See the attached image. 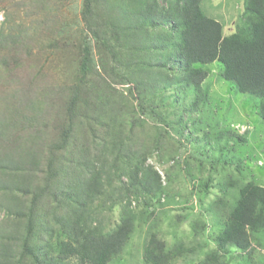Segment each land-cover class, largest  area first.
<instances>
[{"label":"trees","instance_id":"16d2710c","mask_svg":"<svg viewBox=\"0 0 264 264\" xmlns=\"http://www.w3.org/2000/svg\"><path fill=\"white\" fill-rule=\"evenodd\" d=\"M203 1L82 0L76 37L54 0L19 1L17 12L34 6L45 17L10 32L21 16L2 8L0 264L121 262L151 221L139 264H189L192 255L191 264H264V185L251 170L256 156L244 154L250 131L219 114L207 82V66L219 63L220 79L257 99L264 124V0H242L228 32ZM37 41L68 60L65 83H46L48 57L25 51ZM156 163L171 164L165 179ZM181 171L202 211L190 244H169L154 221L181 203L171 193ZM116 207L113 224L106 212Z\"/></svg>","mask_w":264,"mask_h":264},{"label":"rangeland","instance_id":"374dc122","mask_svg":"<svg viewBox=\"0 0 264 264\" xmlns=\"http://www.w3.org/2000/svg\"><path fill=\"white\" fill-rule=\"evenodd\" d=\"M21 0H0V28H5L4 25L5 15L3 12V7L11 6L12 12L15 15H20L16 21V25L13 23H9L8 30L9 32L12 29L20 24L21 21L24 22L25 25L31 23L33 19H35L32 26H37L36 20L42 17H45V12L41 8H36L34 6H20V11L17 12L19 7H16V4ZM82 0H54V7L56 8L57 17L63 22V26L68 31L70 36V29L73 31V37H76L78 33L75 31L78 28L82 27L81 19H80V9H81ZM203 6L205 7V11L208 15L218 17L225 24V31H232L237 23L239 16L242 10V0H204ZM28 14V16H26ZM56 36V35H55ZM51 36L49 35L48 38ZM52 39V38H51ZM48 40V39H47ZM46 40V41H47ZM45 43V41L43 40ZM63 44V43H62ZM33 46V47H32ZM30 51L38 54L43 59L47 56V60L43 63L42 73L45 75L46 83L54 81L56 83H65L66 76L68 75L69 69L67 68L68 60L64 59L62 56H58V51L56 50V55L48 54L51 50L40 47V41L30 42L28 45ZM32 48V49H31ZM9 53H12V50H8ZM47 54V55H45ZM95 64H99V59L96 56ZM219 63H212L207 66L209 71V77L207 78V82L210 83V94L211 100L219 111V114L224 116L223 118L226 121L232 123V126L240 133L249 130V142L245 149L244 154L251 152L256 156V159L253 160L252 163V172L254 178L261 184L264 185V169L261 170V166L264 168V153L262 152V148L264 147V124L259 119L256 113V107L254 106V101L257 102L256 98H252L245 94L234 91V89L229 85L227 81L219 78ZM99 66V65H98ZM45 83V84H46ZM228 103V104H227ZM172 143V142H170ZM177 146V145H176ZM185 150L180 149L181 157L183 158ZM183 154V155H182ZM259 157V158H258ZM180 158V161L184 159ZM258 158V159H257ZM171 164H173L171 162ZM170 163H156L157 167L161 171L163 178L165 179L164 168L171 165ZM263 164V165H262ZM177 170V169H176ZM183 170V169H182ZM175 171V170H174ZM183 175V171L180 172V177L176 181L171 184V193L174 196H177L176 199L181 202H175V204H170L166 207L165 210L162 209L159 213V216L154 221V226L156 225L161 232L162 237H164L169 244L174 243L177 240H184L188 244H190V239L192 237L191 232V220L194 218L197 212H201V206H199L198 200L193 196L190 198L189 190L191 188L190 184L186 182V180L181 177ZM216 195V191H213L211 194V198L213 199ZM187 202V204H193L195 206L194 209H183V205ZM132 205L136 206L133 202ZM192 212V214H191ZM184 217H178V215ZM190 214V215H187ZM106 217L111 220V223H115L119 218V207H116L113 212H106ZM188 217V218H187ZM152 221L147 225H142L139 227L135 235L131 240V244L125 250L123 254V258L121 262H114L111 264H139L141 261V253L143 249V243L145 236L148 232L149 226L152 227ZM212 246V243H210ZM199 258L198 255H192L188 258L191 264L193 261H197ZM186 264V261L183 263ZM188 264V263H187ZM231 264H236V261H232Z\"/></svg>","mask_w":264,"mask_h":264}]
</instances>
